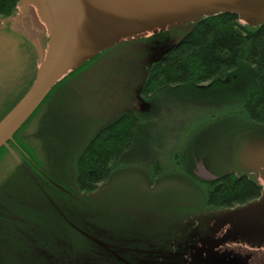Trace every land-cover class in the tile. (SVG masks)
I'll list each match as a JSON object with an SVG mask.
<instances>
[{"label": "flooded vegetation", "instance_id": "af4514ba", "mask_svg": "<svg viewBox=\"0 0 264 264\" xmlns=\"http://www.w3.org/2000/svg\"><path fill=\"white\" fill-rule=\"evenodd\" d=\"M191 24L128 38L99 53L57 84L26 129L1 148L0 193L6 201L0 202V264H264V242L223 240L230 224L212 238L210 255L220 261L199 250L208 247L216 224L210 215L227 208L208 207L192 195L196 188L185 200L162 201L158 182L129 179V170L120 166L94 189L78 184L79 157L99 131L128 113L145 120L155 112L144 91L150 69ZM50 41V24L36 4L0 16V91L7 89L0 95V113L17 103L35 76L31 64L21 80L8 85L13 65L23 54L39 64L40 49ZM34 127L43 129L33 137ZM83 128L91 129L84 143ZM223 137L221 132L196 157L213 179L222 174L226 149L236 138ZM5 166L8 173H2Z\"/></svg>", "mask_w": 264, "mask_h": 264}, {"label": "trees", "instance_id": "16d2710c", "mask_svg": "<svg viewBox=\"0 0 264 264\" xmlns=\"http://www.w3.org/2000/svg\"><path fill=\"white\" fill-rule=\"evenodd\" d=\"M19 1L0 0V16L12 14ZM35 77L30 81L31 84ZM203 89H207L206 94L201 93ZM144 91L154 104L159 101V91L163 103L177 97V102L182 106L178 109L182 110H189L188 105L184 106L189 103L180 101L182 99L224 97L232 101L227 104L231 105L226 113L219 111L220 116L214 120L212 115L206 124L201 122H206L207 118L206 121L200 120V123L197 122L200 125L196 123L192 134L184 135L185 140L193 139L196 137L194 134L201 131L197 135L205 138L196 144L198 155L205 150L203 140L216 139L221 132L223 138L230 136L232 139L247 130L264 128V23L252 26L243 23L234 13H218L192 22L190 30L166 52L161 61L151 67ZM14 105L7 108L0 120ZM152 118L153 122L157 119L154 111ZM143 120L136 114L128 113L99 131L88 142L77 163L81 189H94L100 182L107 180L112 169L124 163L126 155L133 157L142 154L137 141L138 138L146 142L150 140L146 138L149 133L144 130V126L152 122L150 119ZM220 124L222 126L215 128ZM210 129L212 133L208 134ZM188 148L176 155L179 163L175 164V170L181 171V163ZM2 151L0 149V153ZM201 182L206 186L204 203L211 208L234 207L259 197L262 191L257 181L232 171ZM168 185L161 186L163 189L159 195L162 201L185 200L188 197L189 192H179L183 187H175L172 183L170 186L174 188L173 193H170L172 188Z\"/></svg>", "mask_w": 264, "mask_h": 264}, {"label": "water", "instance_id": "95a60500", "mask_svg": "<svg viewBox=\"0 0 264 264\" xmlns=\"http://www.w3.org/2000/svg\"><path fill=\"white\" fill-rule=\"evenodd\" d=\"M30 4H36L49 22L51 41L45 51L40 49L33 83L0 120V149L8 145L58 83L128 38L218 13H234L252 26L264 23V0H20L17 8L26 10ZM223 168L251 174L263 189L259 197L246 204L210 215L216 224L209 233L208 247L199 250L208 251L207 258L217 261L221 257L210 255L215 248L212 238L227 224L231 229L224 241L242 236L264 242V128L238 135L225 153Z\"/></svg>", "mask_w": 264, "mask_h": 264}, {"label": "rangeland", "instance_id": "374dc122", "mask_svg": "<svg viewBox=\"0 0 264 264\" xmlns=\"http://www.w3.org/2000/svg\"><path fill=\"white\" fill-rule=\"evenodd\" d=\"M23 55L25 57L22 56L18 61H16V64L13 65L11 77H14V79L7 80L6 83H9L8 85H11L14 82L19 81V79L21 80V75L25 72L27 67L28 68L31 67V64L33 66V71H35L37 74L38 62L36 60L32 62V57L25 54ZM27 56L28 58H31V62L29 64H28V60L27 61L25 60L27 59ZM6 90H7L6 88H2L0 91V95L5 93ZM160 92L161 91H159L158 93L159 99H157L159 101L158 103L155 104L157 106L155 108V115L157 116L156 121L153 122L151 120L153 119L152 118L153 112L150 113V115L145 116L146 119H150V121L152 122L151 124L150 122L146 123L144 126L145 128L144 130H146L149 133L146 136V138L148 137L150 138V140L147 142L145 141V144L141 145L142 155L141 156L134 155L133 157H130L128 158V160L124 161V163H120L119 165H117V167L120 166V168L129 170V172L126 173L127 176H129L128 178L134 180L135 178L136 179L138 178L140 182L143 181L148 182V180H151L152 184L154 182H158L157 184L163 187H166V184H169L168 186L171 187L170 185H172L173 183L175 187H183L184 190L182 192H186L187 194L191 188L194 189L196 188L197 193L193 191L194 194L192 193L191 194L197 195L195 196V198L201 199V201L204 202L206 196V186L201 182V180L206 181L214 178V175L210 173L204 162H202L199 158L198 160L196 158L200 156L197 154L196 144L199 142L201 138H205V137H201L197 135L198 133L201 132L200 130H198L194 134V136L196 137H194L193 139L191 137L185 140L184 135L187 133L188 135L192 134V131L195 128L194 126H196L197 122L200 123L201 122L200 120L203 119L202 121H206L205 118H207L206 122L203 123L201 122V124H206L209 122V119L212 118L211 117L212 115H214L215 117L214 120L217 119L218 118L217 116H220L218 115L219 111H221L220 113H226V111H228L229 109L228 106L231 105L229 104L227 106V104L231 103L232 101L228 99H224V97L215 98V99L213 97H208V98L205 97V99H201L200 97H197V98H193L194 100L182 99L180 101H185L190 104V105L189 104L184 105V106L188 105L189 110L188 109L182 110V109H178L179 106L180 107L182 106L177 102L179 101L177 97L172 98L173 100H165L163 103L161 101ZM203 92L206 94L207 89L201 90V93ZM2 114L3 113H0V116ZM220 126L222 125L220 124L215 128ZM25 129L26 126L22 130ZM42 129L38 130L35 129L34 127L32 129H29V134L30 136L34 137L35 132H42ZM19 132L17 134H19ZM90 132L91 129L83 128V130H81L82 135L80 137L82 138L87 137L88 135H90ZM211 133H212V129L209 130L208 134ZM211 140L212 139L209 138L203 140V144L205 148L209 147ZM83 143H84V138H83ZM137 144L138 146H140L138 142ZM185 148L186 149L188 148V151L186 152L187 155H185V157L183 158L184 160L182 159L183 161L181 163L182 164L181 171L175 170L176 168L175 164L179 163V161L176 158V155L181 151L184 152ZM76 154L77 151L75 155ZM194 156L195 158L193 159V161H191V158ZM205 156L206 155H204V157ZM8 171H9L8 168L5 166L2 170V173H8ZM221 172L224 173L226 171L223 168V171ZM123 180L125 181V178H123ZM152 186L153 185H150V188ZM171 188L172 191L170 193H173L174 187L172 186ZM150 194L155 195V193H150ZM146 195L149 194L147 193ZM178 195L184 196L182 194H178ZM189 200L190 198L187 201ZM5 201L6 200L1 192L0 202L2 203Z\"/></svg>", "mask_w": 264, "mask_h": 264}, {"label": "bare ground", "instance_id": "6f19581e", "mask_svg": "<svg viewBox=\"0 0 264 264\" xmlns=\"http://www.w3.org/2000/svg\"><path fill=\"white\" fill-rule=\"evenodd\" d=\"M30 118H31V117H30ZM25 125H26V123L22 126V128H23ZM139 139H140V138H138V141H139ZM138 141H137V142H138Z\"/></svg>", "mask_w": 264, "mask_h": 264}]
</instances>
